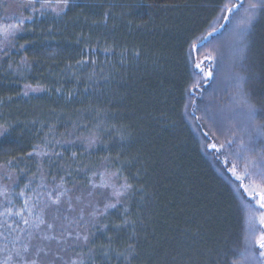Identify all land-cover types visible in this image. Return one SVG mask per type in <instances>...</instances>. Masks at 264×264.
I'll return each mask as SVG.
<instances>
[{
  "label": "trees",
  "instance_id": "16d2710c",
  "mask_svg": "<svg viewBox=\"0 0 264 264\" xmlns=\"http://www.w3.org/2000/svg\"><path fill=\"white\" fill-rule=\"evenodd\" d=\"M9 1L0 0V21L24 22L0 49V175L15 181L5 220L18 226L21 193L45 179L54 193L97 198L95 218L62 216L80 237L75 264H233L246 237L245 190L224 160L244 175L241 140L251 159L264 157L237 103L243 93L264 127V9L241 60L220 36L243 12L228 13L230 0H69L63 11L58 0ZM209 53L206 81L195 61ZM125 183L124 203L105 210Z\"/></svg>",
  "mask_w": 264,
  "mask_h": 264
},
{
  "label": "rangeland",
  "instance_id": "374dc122",
  "mask_svg": "<svg viewBox=\"0 0 264 264\" xmlns=\"http://www.w3.org/2000/svg\"><path fill=\"white\" fill-rule=\"evenodd\" d=\"M10 1L13 2L14 5L16 3L19 4V2H25V0ZM20 21H23L21 15H9L4 20L0 21V49H4V47L13 44L14 38L22 29L24 21L22 23H20ZM201 61H203L202 66L205 70L209 68L212 69V60L198 59L195 63ZM197 71L199 72L198 69ZM201 75L203 76V73H201ZM228 78L235 80L236 77L231 74ZM37 89L36 87H30L26 94H36ZM219 151L220 149L218 152ZM224 164L227 172L238 182L239 186L243 183L244 187L249 189L248 192L244 191L245 234L247 235V226L248 222H250L251 224L257 225L256 234L259 235L261 229L258 221L259 217L264 214V209H260L254 202L253 195L264 183L258 178H254L251 182L247 181L244 175L238 170L237 174L242 176V180H237L230 171L235 164H231L226 160H224ZM0 174L4 175L3 172ZM12 176H9L8 179H4L0 175V264H2L9 254L12 256L9 264H17L19 257L16 256V252L20 251L22 245L25 244L28 246V252L23 255L26 260L29 258L34 259L35 264H50L51 262L48 260H51V255L55 256L58 260L59 257L64 256L62 262L60 261L59 264H72L73 261L77 263L79 259H72L70 251L73 247V239H78L80 237L74 236L73 231H71V226L67 224H73L76 216H78L80 221H84L86 214H91L98 210V206H92V204H95L97 198L95 197L92 199V197H90L89 199H91V201L88 203L89 199L84 196L69 194L72 193L73 189L67 187H62V189H58L59 191L57 193H54L53 190L49 189L47 180L44 179L37 188L30 186L35 189L34 192L30 194L22 192V204L18 207V212L20 213V215H18L19 224L17 227H13L12 222V224H10L9 220H5V218H8L11 210L7 209V205L10 204L14 191L15 181L13 182ZM97 192L98 189H96L95 194ZM108 193H111V191L109 190ZM101 198H106V193L100 192L98 200H103ZM250 201L252 202L249 203ZM75 213L76 215L73 218L72 214ZM62 216L69 219L66 222L67 224H63ZM24 220H27L28 223L25 224ZM48 225H51V227ZM13 229L15 231H13ZM5 236L8 237L7 240L4 239ZM61 244L64 245L63 248ZM5 248L7 251H4Z\"/></svg>",
  "mask_w": 264,
  "mask_h": 264
},
{
  "label": "snow or ice",
  "instance_id": "6c2138e0",
  "mask_svg": "<svg viewBox=\"0 0 264 264\" xmlns=\"http://www.w3.org/2000/svg\"><path fill=\"white\" fill-rule=\"evenodd\" d=\"M59 3L63 5V7L60 8V11H63L64 8L68 7L69 0H58ZM243 8L242 14H240L236 19L235 28L230 30L228 35H224V33H220V36L227 42V44L235 50V52L239 53V59L244 58V53L247 49V35L250 30L251 23L253 19L255 18L256 11L258 9H264V0H249L247 6H244V0H238V2H231L230 4H225L224 9L228 13H233L234 11L239 12V10ZM229 17L225 16L223 19L227 20ZM23 21H20L22 23ZM224 26L221 25V28ZM213 33H219V29L213 28V31L209 33V36L213 35ZM201 43L204 46H207L208 44V37H203L201 39ZM195 47V46H194ZM207 60L214 61L216 57L209 53L207 57H205ZM203 61L199 63H195V68L199 70L200 73H203V79L204 80H210L214 76V72L211 68L205 70V68L202 66ZM237 81H241L243 77H240L238 74L236 75ZM198 86V85H197ZM239 105H243L246 108V113L244 114V123L251 124L253 132L257 135L259 139H264V127H261L260 125L256 124L255 121L257 119V112L258 110L255 108L254 105L250 104L246 98V96L241 93V98L239 101H237ZM187 107V105L185 106ZM2 135V133H0ZM232 136H235L236 134L233 132L231 134ZM249 139L251 141L252 135H249ZM227 145H232L233 140L228 139L226 141ZM225 144H221L219 147L221 149L225 148ZM213 148H216L217 146L215 144L212 145ZM219 150V149H218ZM235 156L245 161V165L243 168L244 176H247L249 178L252 177H259L261 180H264V157H261V162H257L256 160L251 159L248 154L247 150L245 148L243 140L240 141L239 145L236 147L235 150ZM249 165H251L254 168L259 169L258 172H251L249 170ZM232 174L236 177L237 180H242V176L237 174V167L236 165H233V167L230 169ZM241 187H244L243 183L240 185ZM131 188L130 184L125 183L121 186L120 191H117L113 193V195L116 197L115 203H108L105 205V210L108 208H116L117 204H123L124 201L120 199V197H123L125 195V191L127 189ZM245 192H248L249 189L247 187H244ZM23 195V193H21ZM258 197V198H256ZM107 198V197H106ZM254 202L258 205L260 209H264V185L260 186V189L253 195ZM250 201L249 203H251ZM128 209L125 208V213H127ZM17 215H20V213H17ZM93 218H95V212L91 213ZM24 223L27 224L28 221L24 220ZM129 222L125 220V225H127ZM260 231L259 235H257V225L251 224L248 222L247 226V235L245 237V247L241 250H238L237 256L238 259L233 261V264H264V214H262L259 217L258 221ZM51 227V225H48ZM13 231H15L13 229ZM5 240L8 239L7 236L4 237ZM85 241L89 239L88 236H85L83 238ZM131 248V245L129 246ZM4 251H7L5 248ZM28 252V246L22 245V249L20 251L16 252V256L19 257V260L17 261V264H35L34 259H25L24 253ZM120 255H123L121 253ZM105 256H107V253H105ZM12 259V256L9 254L6 259L2 262V264H9V261ZM127 259V257H125ZM72 264H75V261L72 262ZM82 264V262H81Z\"/></svg>",
  "mask_w": 264,
  "mask_h": 264
}]
</instances>
